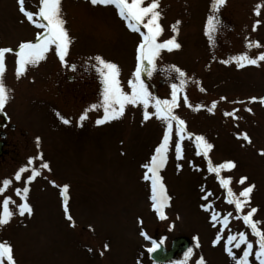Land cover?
I'll use <instances>...</instances> for the list:
<instances>
[{"label": "rangeland", "instance_id": "1", "mask_svg": "<svg viewBox=\"0 0 264 264\" xmlns=\"http://www.w3.org/2000/svg\"><path fill=\"white\" fill-rule=\"evenodd\" d=\"M149 2L144 0L145 6ZM211 2L158 0L163 28L158 41L175 36L181 47L162 50L155 61L157 70L150 78L143 74L142 78L153 94L170 99V84L178 81L170 79L174 73L162 69L175 65L186 74L187 83L178 92L179 106L173 111L185 121L187 132L203 135L213 145L208 153L213 165L234 162V168L220 172L232 178L229 187L234 193L253 185L251 199L239 215L257 208L252 219L260 221L258 227L264 231V104L259 99L249 102L250 97H264V61L237 67L231 60L245 52L252 58L264 52V0H226L216 14L220 25L210 40L205 25L212 13ZM39 4L40 0H24L25 9L33 13L38 12ZM257 4L261 5L260 16L254 13ZM19 7L18 0H0V47L18 50L21 42L35 41L37 32L42 31ZM61 12L72 39L66 60L68 65H76L75 70L61 65L53 46L46 59L26 66L17 78L15 51L5 55L2 78L11 91L0 113V130L3 122L4 131L9 123L15 129L9 131L6 140L10 144L0 154V186L4 178L13 180L0 194V202L10 196L16 203L9 205L14 214L0 227V241L11 243L16 264H153L147 251L151 240L141 232L157 241L164 238L165 247L176 236L189 240L193 251L187 259L183 253L163 264H197L201 258L203 264H233L224 243L229 234L241 231L253 243L250 264H259L254 255L256 237L237 218L235 206L227 203V190L216 173L208 171L203 154L196 155L194 137L181 141L182 158L177 160L175 122L168 159L160 169L170 199L164 208L166 219L158 217L151 207L150 181L143 179V164L150 162L162 140L163 122L154 115L144 120L143 106L138 104L126 105L119 118L95 123L104 115V86L92 58L99 55L115 63L121 87L130 91L127 81L135 70L140 34L127 27L113 5L61 0ZM257 19L261 23L254 31ZM176 21L180 23L174 33ZM141 31H146L142 25ZM225 60L230 62L225 64ZM185 95L191 107L185 105ZM213 101L216 106L209 112ZM248 108L251 111H246ZM85 110L86 119L80 121ZM233 110L235 118L225 115ZM148 111L155 110L149 106ZM61 116L70 123L64 124ZM238 133H246L250 142ZM30 157L35 158L33 164L22 174V181H15V172ZM44 162L50 170L41 168L28 185L32 214L21 216L16 207L21 198L15 189L24 186L31 167L39 168ZM241 177L247 178L243 185L238 183ZM65 184L69 185L72 221L65 216L60 195ZM203 204L211 208L205 211ZM213 212L218 214L215 227L210 219ZM228 213L232 215L222 228L219 220ZM217 233L220 241L213 245ZM243 247L233 248L237 257Z\"/></svg>", "mask_w": 264, "mask_h": 264}, {"label": "snow or ice", "instance_id": "2", "mask_svg": "<svg viewBox=\"0 0 264 264\" xmlns=\"http://www.w3.org/2000/svg\"><path fill=\"white\" fill-rule=\"evenodd\" d=\"M93 5H113L117 11V14L123 19L127 27L133 32H139L140 42L136 48V66L132 73L131 78L127 81L128 88L130 91H125L118 80L119 68L111 62L105 60L103 57L97 55L92 59L95 61L93 68L101 78L103 84V101L101 107H103L104 115L102 118L96 119L97 125L103 124L106 121L119 118L123 115L126 105H142L143 106V118L148 120L150 116H155L161 120L165 125L163 130V136L161 142L156 146L154 154L151 156L150 162L143 164V168L146 169L143 175L145 181H150L151 185V207L158 215L161 220L166 219L164 214V208L167 205L170 197L167 194L162 177L160 175V169L164 168L168 159V151L173 131V122H175V135L177 140L175 141V156L177 160L182 158V146L181 141L186 138L194 137L196 155L203 154L204 158L208 162V171L210 173H216L217 179L221 187L227 190V203L235 206V212L238 214L237 218L242 219L243 223L251 229V233L256 237V245L258 247L255 250V259L259 264H264V231L258 227L260 221L253 220V214L257 212V208L251 207L247 211V214L239 215L242 213L244 208L248 205L251 199V192L253 185L243 187V189L237 195L233 192L232 188L229 187L231 183V177H223L220 175L222 169H232L235 167L233 161H226L217 165H213L211 160L208 158L209 150L213 148V145L209 143L203 135H195L187 132L185 127V121L176 115L173 109L179 106L178 104V92L183 90V86L187 83L186 74L177 66L170 65L167 69H162L170 73H174L170 77L172 80L178 81L170 84L171 93L169 98H160L153 94L149 90L148 85L142 78V74L147 77H151L155 70H157V64L155 61L161 55L162 50L172 51L173 49H179L181 45L176 42L175 36L170 39L164 40L163 42L158 41V37L163 32V28L159 23L161 13L158 9V0H150L149 3L144 4V0H90ZM226 0H212L211 9L212 13L207 17L205 25V34L209 35V39H212L211 34L218 30L220 20L216 15L219 11V7L224 5ZM19 11L27 18V20L34 24L38 29L42 31L37 32L35 41L21 42L18 45V50H14L8 47H0V113L4 111L5 105L9 100L10 89H8L3 81V73L5 71V55L7 53L15 51V63H16V76L19 78L26 70L28 65H37L40 61L46 59V54L54 46L55 55L58 57L62 66L71 67L75 70L76 65H68L66 57L69 53V46L72 42L69 36L68 30L65 27V20L63 19L61 12V0H40L38 12L33 13L28 11L24 7V0H18ZM256 16L261 15V5L257 4L254 8ZM34 16L38 17V20H34ZM146 20V22H145ZM180 21H176L172 25V31L178 32L177 25ZM259 19L255 20L252 27L255 31L257 26L260 25ZM141 25L146 31H141ZM250 46V45H249ZM256 46L259 47V43L256 42ZM231 60L236 61L237 67H243L245 64L258 65L259 61H264V52H261L255 58L250 57L246 52L231 57ZM230 60H225L223 63L227 64ZM204 91V89H200ZM224 99V97H221ZM257 99L264 104V97H250L249 102H254ZM185 105L191 107L188 102L187 95L184 96ZM149 106L155 111L149 112ZM216 106V101L212 102V106L208 108L209 112H212ZM93 109L97 105L91 106ZM199 105L197 106V108ZM246 111H251L250 108ZM236 110L232 113H225V115H231L235 118ZM59 115V114H57ZM87 110L79 117L80 121L86 119ZM64 124H69L70 121L63 116L60 117ZM238 137H242L244 140L249 141L250 139L246 133H238ZM37 146H39V137H37ZM34 157H30L27 164L21 166L14 174L15 181H22V174L26 173L30 166L33 164ZM178 168L180 165L177 166ZM49 169L47 162L41 163L39 168L31 167V174L27 175L26 179L23 180L24 186L22 188L15 189L16 195L20 196L21 203L16 207L21 216L25 213L28 215L32 214V207L27 202L29 187L28 185L40 175V169ZM246 177H241L238 181L239 184L243 185ZM13 183L12 179L4 178L2 180V186H0V194H3L5 190ZM55 183V182H53ZM69 185L65 184L62 186L60 195L64 197V212L65 216L69 221H72L71 215L68 211L67 202V191ZM207 199V197H204ZM10 196H5L0 202V227L7 224L13 216V210L10 209V204H15ZM201 207L208 211L211 208L209 204H203ZM231 213L224 215L219 223L226 226ZM215 227V222L218 221V214L213 212L210 216ZM222 230V229H221ZM146 240H151L152 247L148 248L149 253H153L163 243L161 238L159 244L156 240L148 236L147 233L141 232ZM220 241V234L217 233L216 239L212 241L213 245ZM231 245V246H230ZM244 245L242 254L237 257L234 253L233 248L240 249ZM107 248V245H105ZM192 248L187 249L184 253L185 259L192 253ZM224 251L233 261V264H250L249 257L253 254V243L250 242L245 234L241 231L237 235L229 234L227 240L224 243ZM0 264H16L14 258L13 247L8 241H0ZM197 264H203V260L197 261Z\"/></svg>", "mask_w": 264, "mask_h": 264}, {"label": "water", "instance_id": "3", "mask_svg": "<svg viewBox=\"0 0 264 264\" xmlns=\"http://www.w3.org/2000/svg\"><path fill=\"white\" fill-rule=\"evenodd\" d=\"M2 145L3 143L0 141V154L2 153ZM188 245H189V240L186 237L176 236L170 241L169 247H165L163 244H161L156 249L155 252L153 253L148 252V257L152 261L162 263V262H165L166 260H170L176 254L182 253L185 250H187ZM151 247H152V244H151Z\"/></svg>", "mask_w": 264, "mask_h": 264}, {"label": "flooded vegetation", "instance_id": "4", "mask_svg": "<svg viewBox=\"0 0 264 264\" xmlns=\"http://www.w3.org/2000/svg\"><path fill=\"white\" fill-rule=\"evenodd\" d=\"M69 79H71V77H69ZM1 126H2L3 129L0 130V141L3 143V145H2L3 153L1 154V155H3L6 147L10 144L6 140L8 138L9 131H11V129L14 130L15 129V126L13 124L9 123L8 130L6 129L5 131H4V129L6 127V122H3L1 124Z\"/></svg>", "mask_w": 264, "mask_h": 264}]
</instances>
